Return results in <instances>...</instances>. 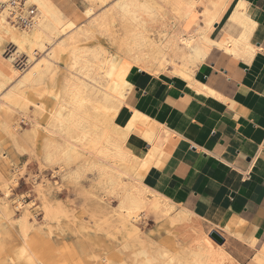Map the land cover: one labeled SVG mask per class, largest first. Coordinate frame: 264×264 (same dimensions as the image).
<instances>
[{
    "label": "bare ground",
    "instance_id": "1",
    "mask_svg": "<svg viewBox=\"0 0 264 264\" xmlns=\"http://www.w3.org/2000/svg\"><path fill=\"white\" fill-rule=\"evenodd\" d=\"M85 1L88 7L84 11L68 15L53 0H0V47L9 42L15 51L6 57L0 49V131L9 136L17 152H23L17 122L27 118L38 128L39 118L47 109L40 101H31L30 96H51L53 105L42 125L47 166L57 167L62 178L69 181L94 173L105 195L120 199L119 206L103 222L128 239L142 243L144 234L135 223L152 215L155 221L176 229L186 245L180 256H155L145 248L133 250L128 259L131 264H240L224 244L204 231L207 220L203 216L149 183V174L165 167L171 158L177 135L134 108L127 117L130 107L126 97L132 67L156 77L168 73L200 94L218 97L196 79V71L214 49L247 62L254 57L257 49L252 40L257 24L247 10L248 2L238 0L221 23L229 0ZM24 3V7L31 5L29 8L36 10L28 16L31 23L27 28L18 22V17L28 20L27 9V15L17 16ZM226 28L238 34L225 32ZM219 32L222 34L216 38ZM102 38L111 51L101 46ZM92 43L96 46H89ZM21 55L25 61L20 67L17 58ZM62 60L66 64L61 75ZM13 178L11 183L16 185L18 180ZM0 186L6 196L0 200V217L12 223L8 202L11 189L1 175ZM48 189L47 193L50 185ZM44 204L49 220L59 222L60 216L68 215L52 199L45 198ZM27 212L19 218L24 239L31 230ZM209 222L224 235L247 242L241 232L246 224L243 220L234 218L222 228ZM248 244L257 250L252 264H264V244L257 248L256 239Z\"/></svg>",
    "mask_w": 264,
    "mask_h": 264
},
{
    "label": "crops",
    "instance_id": "2",
    "mask_svg": "<svg viewBox=\"0 0 264 264\" xmlns=\"http://www.w3.org/2000/svg\"><path fill=\"white\" fill-rule=\"evenodd\" d=\"M53 1L68 15L88 6L85 0ZM245 1L257 24L254 57L247 62L214 49L196 71V79L218 97L200 94L168 73L156 77L132 67L126 108L127 117L134 108L177 135L165 167L147 178L153 188L208 225L222 228L234 218L243 220L247 244L211 224L210 231L219 232L224 245L242 246L255 256L248 242L256 239L257 248L264 244V0ZM237 2L229 0L221 23ZM238 251L235 256H242Z\"/></svg>",
    "mask_w": 264,
    "mask_h": 264
},
{
    "label": "rangeland",
    "instance_id": "3",
    "mask_svg": "<svg viewBox=\"0 0 264 264\" xmlns=\"http://www.w3.org/2000/svg\"><path fill=\"white\" fill-rule=\"evenodd\" d=\"M170 1L167 0V3ZM29 6L31 5H27L24 10L29 9ZM19 30L24 29L20 27ZM226 31L238 34L229 28H226ZM221 34L219 32L216 38H219ZM101 40V46L111 51L112 47L109 43L103 38ZM89 46L95 47L96 44L92 43ZM0 49L6 57L15 53L9 42L3 43ZM24 61L25 56L21 55L17 58V65L23 66ZM65 64L66 60H62L59 65L61 75ZM47 97L49 100L30 96V100L45 104L49 113L53 98ZM47 112L39 118L41 125L38 128L34 127L33 121L19 117L21 119L17 124L20 127L19 138L23 152H17L12 143L10 144L9 136L0 131V175L8 182L11 189L8 202L13 212L12 216H14L12 223L0 217V264H104L105 262V264H109L108 262H111L110 264H131V260L128 259L132 256V251L142 250V248L155 256H161V254L180 256L186 245L179 239L176 229L155 221L152 215L139 218L135 223V226L144 234L142 243L128 239L114 226L105 224V218L109 217L112 211L119 206L120 199H111L105 195L104 190L97 185L98 179L94 173L88 172L86 177L80 180L69 181L62 178L57 167L47 166L42 152L44 140L42 125L47 122L49 116ZM90 174H93L94 179ZM13 176L18 180L16 185L12 184ZM49 185L51 191L47 193ZM5 197L0 186V200ZM45 198L59 203L69 217L60 216L59 222L49 220L45 213ZM26 212L29 214L31 230L24 239L19 231V220ZM100 222L103 223L100 224ZM203 226L204 231L210 236L212 232L210 226L206 222H203ZM128 248L131 249L128 250ZM225 248L240 264L254 263L255 256H250L242 246L235 247L228 244ZM237 248L242 252V256H235L239 252ZM124 254L129 255L126 256L128 258Z\"/></svg>",
    "mask_w": 264,
    "mask_h": 264
},
{
    "label": "built area",
    "instance_id": "4",
    "mask_svg": "<svg viewBox=\"0 0 264 264\" xmlns=\"http://www.w3.org/2000/svg\"><path fill=\"white\" fill-rule=\"evenodd\" d=\"M24 5H25V3L21 4L19 6L18 11H17L18 12L17 16L27 15L25 10H24V8H25ZM35 11L36 10L34 8H31V7L29 9H27V12L29 13V15H27L26 18H28V16H29V18H30V16H33V13ZM29 18H28V20H25V19H22L21 17H18L19 26H21L22 28H27V26H30L31 21Z\"/></svg>",
    "mask_w": 264,
    "mask_h": 264
},
{
    "label": "water",
    "instance_id": "5",
    "mask_svg": "<svg viewBox=\"0 0 264 264\" xmlns=\"http://www.w3.org/2000/svg\"><path fill=\"white\" fill-rule=\"evenodd\" d=\"M210 236L214 238L219 244H224L225 239L217 231H212Z\"/></svg>",
    "mask_w": 264,
    "mask_h": 264
}]
</instances>
